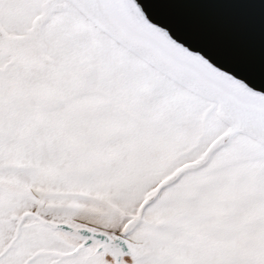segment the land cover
<instances>
[{
	"label": "rangeland",
	"instance_id": "1",
	"mask_svg": "<svg viewBox=\"0 0 264 264\" xmlns=\"http://www.w3.org/2000/svg\"><path fill=\"white\" fill-rule=\"evenodd\" d=\"M52 1L0 0V31L29 37ZM56 6L34 41V64L18 65L21 53L0 43V154L26 163L23 171L65 170L72 190L64 216L49 209L45 194L1 178L17 191L0 189L17 195L23 210L127 238L150 255L145 264H264V143L235 131L218 100L128 48L72 0ZM227 136L140 216L163 183ZM1 165L2 174L17 172L14 163ZM77 184L85 190L76 193Z\"/></svg>",
	"mask_w": 264,
	"mask_h": 264
},
{
	"label": "water",
	"instance_id": "2",
	"mask_svg": "<svg viewBox=\"0 0 264 264\" xmlns=\"http://www.w3.org/2000/svg\"><path fill=\"white\" fill-rule=\"evenodd\" d=\"M197 1L200 6H205L211 13L212 20L209 19L208 24L211 25L209 28L215 31V39L212 38L211 31L203 30L196 19L191 18L189 14L186 15L190 6L182 3V0H123L122 2L127 4L125 9L131 14L133 25H136L135 20H139L155 40L161 38L164 43L173 46V49L182 51L183 56L189 55L196 63L203 62L213 67L218 72V74L214 73L217 74L216 77L222 84L231 85L241 91L246 104H256L255 106L261 107L251 106V112H247L246 115L254 117L264 115V58L258 57L257 53L251 51L259 48L256 47L255 42L264 43V0ZM208 3L215 6L211 7ZM198 8L202 11L199 6ZM203 13L207 16L205 12ZM138 26L139 22L135 27ZM186 30L192 34H188ZM226 37L229 41L233 39L232 42L225 40ZM220 46L228 47L232 53L226 52ZM249 51L253 55L246 53ZM250 135L253 136L254 133ZM224 143V140L218 141L211 147L202 162L181 169L173 179L163 183L157 193L143 204L140 216H144L147 205L160 195L166 185L176 181L185 171L207 163L212 154ZM28 218L52 232L62 233L79 242L77 248L71 253L57 254L56 256L60 259L73 258L92 246H95L97 253L102 254L103 257L110 256L114 264H123L126 257H136L135 249L125 237L114 239L106 233L89 228H77L67 223L49 221L35 213H26L21 217L16 237L20 236L21 228Z\"/></svg>",
	"mask_w": 264,
	"mask_h": 264
},
{
	"label": "bare ground",
	"instance_id": "3",
	"mask_svg": "<svg viewBox=\"0 0 264 264\" xmlns=\"http://www.w3.org/2000/svg\"><path fill=\"white\" fill-rule=\"evenodd\" d=\"M72 1L81 9H84L87 13H89L97 23H99L102 27H104V29L108 31L109 34L114 36L119 41L125 43L128 48L133 50L135 49L138 53L144 54L162 71L169 73L194 91H197L202 95L209 97L210 99L218 101L221 100L219 101L222 106L221 115L228 123H230L233 129L237 132H249V134L254 133L253 136L256 138V140L264 143V115H256L255 117L246 115L247 112H251V106H259H255L256 104H246V102H244L245 99L243 100V96L240 93L241 91L238 89L236 90L231 85L226 86L225 84H222L220 79H217L216 75L218 72L213 67L203 62L196 63L193 58L189 57V55H186L185 53L184 54L187 57L183 56L182 51L173 49V46H169L168 44L164 43L163 39L161 38H157L158 40H155V38L149 34V31L144 29L142 23L139 20H135L134 22L136 25H133L132 19L130 18L131 14H129V10L125 9L127 4L122 2L123 0ZM182 3H187L188 7L190 6L189 10L186 11V15L188 16L189 14L191 18L196 19V21L200 23V27L203 30L206 29L207 31H211L213 34H211V36L215 39V31L209 28L211 27V25L208 24L209 19H211V13L207 10V8L205 6H200L197 0H182ZM55 4L56 2L52 1L46 5L44 9V15L38 19L35 24L34 31L29 37L25 39L8 38L0 31V36L4 39V41L0 40V43L4 50L7 52H10V50H15L18 53H21L18 59V65L28 66L34 64L35 61H37L39 50L38 45L35 44L34 41L38 42V33L45 21L50 16L51 12L60 8H57V6L55 7ZM196 4L202 9L203 12H205L207 16L204 15V13L198 8ZM208 4L210 5V3ZM210 6L214 7L215 5L212 4ZM184 10L186 9L184 8ZM138 22L139 26L136 28L135 26H137ZM186 32L190 35L192 34L189 30H186ZM228 37L224 39L231 43V40L233 39L229 38L231 41L230 42ZM16 43H22L24 44V47L17 46ZM26 45L28 46L26 47ZM255 45L259 48L251 51L257 53L258 57L260 56L264 58V43L262 44L260 42H255ZM220 47L222 48L223 46ZM223 48L226 52L232 53L228 47ZM246 53L253 55L250 51ZM225 139H229V136L223 137L219 141H223Z\"/></svg>",
	"mask_w": 264,
	"mask_h": 264
},
{
	"label": "crops",
	"instance_id": "4",
	"mask_svg": "<svg viewBox=\"0 0 264 264\" xmlns=\"http://www.w3.org/2000/svg\"><path fill=\"white\" fill-rule=\"evenodd\" d=\"M3 155L0 154V159L2 158L0 163L2 164L3 160L7 164L14 163L17 172L7 176L0 171V178L3 181H8L30 190L34 195L35 193L45 194V203L49 205V209L59 210L61 211V217L64 216L63 212L66 209V203L72 190L71 182L67 178L68 173L65 170L55 171L53 175L50 172L45 174L35 169V171H23L20 168H23V166L27 167L26 163L21 166L17 159L15 162L7 161L5 156L2 157ZM1 164L0 168H2ZM74 190L76 193H80L79 190L85 189H82L77 184ZM17 198V195L0 189V264H114L110 256L108 260L102 254H98L93 248L86 249L73 258H58L57 254L71 253L77 246L73 248L70 247L69 243L65 244L64 238L67 237L64 234L52 232L31 218L25 221L21 228L20 236L16 237L19 221L26 213H35L49 221L66 223L56 219L54 213L49 210L36 211L18 208L17 203L19 201ZM140 254L136 251V257L139 259L136 260L139 264H145L144 260L150 255Z\"/></svg>",
	"mask_w": 264,
	"mask_h": 264
},
{
	"label": "trees",
	"instance_id": "5",
	"mask_svg": "<svg viewBox=\"0 0 264 264\" xmlns=\"http://www.w3.org/2000/svg\"><path fill=\"white\" fill-rule=\"evenodd\" d=\"M5 185V186H4ZM0 187L4 188L5 190L7 191H12V192H16L17 191V188L12 186V185H9L7 183H2L0 182Z\"/></svg>",
	"mask_w": 264,
	"mask_h": 264
}]
</instances>
